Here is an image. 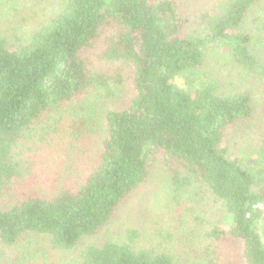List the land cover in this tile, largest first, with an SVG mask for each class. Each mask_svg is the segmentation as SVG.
I'll use <instances>...</instances> for the list:
<instances>
[{
    "label": "trees",
    "instance_id": "obj_1",
    "mask_svg": "<svg viewBox=\"0 0 264 264\" xmlns=\"http://www.w3.org/2000/svg\"><path fill=\"white\" fill-rule=\"evenodd\" d=\"M58 1L17 46L0 36V257L16 248L17 264H59L48 249L68 256L98 234L147 182L161 151L177 188L199 183L228 213L227 227L204 232L220 249L214 262L264 264V169L224 144L230 126L256 121L254 86L264 98V0H214L199 36L186 31V0ZM211 46L249 76L250 88L225 92L206 80ZM68 141L87 147L84 170L42 190L31 150ZM137 238L129 230L123 240L90 242L74 258L180 264L138 248Z\"/></svg>",
    "mask_w": 264,
    "mask_h": 264
},
{
    "label": "rangeland",
    "instance_id": "obj_2",
    "mask_svg": "<svg viewBox=\"0 0 264 264\" xmlns=\"http://www.w3.org/2000/svg\"><path fill=\"white\" fill-rule=\"evenodd\" d=\"M186 1L188 4L181 7L183 16L188 20L186 31L190 35H205L209 12L217 6L214 3L216 1ZM58 8V0H0V36L6 37L9 44L15 47L36 31ZM211 48L207 47L204 60L206 80L213 79L225 92L250 88L252 81L249 76L240 74L233 64L226 63L222 49L217 48L215 52ZM178 82L184 84V79L181 77ZM252 91L260 105L256 121L252 122V127L246 123L230 126L224 144L229 145L234 158L238 157L259 171L264 169V158L258 155L264 148V98L256 86ZM80 146L78 144L75 148L68 141L48 150L42 146L31 150L32 165H42L37 168L41 167V172L44 171L38 180L39 188L53 189L58 178L76 176L84 170L87 147ZM164 160L161 151L155 152L147 182L128 197L111 221L95 236L83 238L79 247L68 256H61L54 249H48L52 250L48 254L50 262L59 260V264H81L80 260L74 258L75 254L80 253L90 242L123 240L129 230H135L138 236L135 244L138 248L167 252L180 264H220L222 257L219 263L214 262L217 258L213 259L220 249L216 251V245L204 238V232L212 225L227 227V211L221 203L209 201V192L199 183L177 188L171 178L173 169ZM39 239L48 244L45 238ZM27 242L24 240V243ZM16 252V248L8 252L10 260L15 264ZM8 256L3 254L0 260H8ZM33 258L32 262L26 264H40Z\"/></svg>",
    "mask_w": 264,
    "mask_h": 264
}]
</instances>
